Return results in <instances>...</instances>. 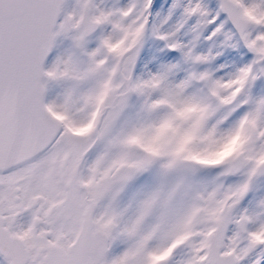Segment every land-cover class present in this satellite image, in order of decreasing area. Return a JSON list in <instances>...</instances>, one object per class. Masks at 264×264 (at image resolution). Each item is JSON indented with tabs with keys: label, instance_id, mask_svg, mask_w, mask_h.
<instances>
[{
	"label": "snow or ice",
	"instance_id": "obj_1",
	"mask_svg": "<svg viewBox=\"0 0 264 264\" xmlns=\"http://www.w3.org/2000/svg\"><path fill=\"white\" fill-rule=\"evenodd\" d=\"M0 264H264V0H0Z\"/></svg>",
	"mask_w": 264,
	"mask_h": 264
}]
</instances>
